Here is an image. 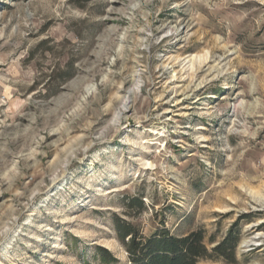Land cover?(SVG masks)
I'll return each instance as SVG.
<instances>
[{
  "label": "rangeland",
  "instance_id": "rangeland-1",
  "mask_svg": "<svg viewBox=\"0 0 264 264\" xmlns=\"http://www.w3.org/2000/svg\"><path fill=\"white\" fill-rule=\"evenodd\" d=\"M121 221L264 264V0H0V264H130Z\"/></svg>",
  "mask_w": 264,
  "mask_h": 264
},
{
  "label": "trees",
  "instance_id": "trees-1",
  "mask_svg": "<svg viewBox=\"0 0 264 264\" xmlns=\"http://www.w3.org/2000/svg\"><path fill=\"white\" fill-rule=\"evenodd\" d=\"M120 240L126 247L130 264H196L201 259L215 257L227 264H236L235 249L239 232L230 229L223 240L209 251L202 230L190 232L182 237H172L167 230L149 238L138 237L135 229L121 221ZM125 239L128 240L126 243Z\"/></svg>",
  "mask_w": 264,
  "mask_h": 264
},
{
  "label": "bare ground",
  "instance_id": "bare-ground-1",
  "mask_svg": "<svg viewBox=\"0 0 264 264\" xmlns=\"http://www.w3.org/2000/svg\"><path fill=\"white\" fill-rule=\"evenodd\" d=\"M177 31V30H176ZM175 31V32H176ZM111 34V33H110ZM109 42L112 43L113 42V39L110 38L109 39ZM207 57H208V53H203L202 55H196V56H193V58L190 60V62H192V66L196 65V64H202L204 63V61L207 60ZM90 89V86H87L86 87V91ZM127 96L124 97V99L122 100L121 102V106H120V109H119V112L117 113L116 117H115V121H117V119H119L120 115L122 114L123 111H126L128 110V101L131 97L132 94V91L131 92H127ZM74 154L70 155L69 157H67V161H70V158L73 156Z\"/></svg>",
  "mask_w": 264,
  "mask_h": 264
}]
</instances>
